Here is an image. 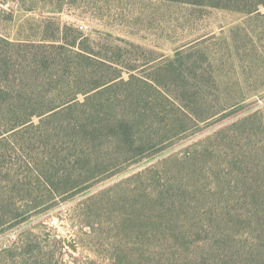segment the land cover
<instances>
[{
    "label": "rangeland",
    "instance_id": "obj_1",
    "mask_svg": "<svg viewBox=\"0 0 264 264\" xmlns=\"http://www.w3.org/2000/svg\"><path fill=\"white\" fill-rule=\"evenodd\" d=\"M262 1L0 0V38L77 32L126 82L17 141L46 181L0 149V264H264Z\"/></svg>",
    "mask_w": 264,
    "mask_h": 264
},
{
    "label": "trees",
    "instance_id": "obj_2",
    "mask_svg": "<svg viewBox=\"0 0 264 264\" xmlns=\"http://www.w3.org/2000/svg\"><path fill=\"white\" fill-rule=\"evenodd\" d=\"M259 4L264 5V1ZM79 37L76 32L71 41L61 37L52 43L0 38L2 44L13 47L11 65L16 68L12 74L0 70V149L4 148L5 153H9L8 156L13 160L10 167L20 165L21 168L23 164L26 167V175L34 174L39 182L46 181L45 171L26 159L24 151L16 146L17 141L38 144L44 132L52 136V139L45 143L46 147L52 149L59 140L53 126H47L48 121L65 114L69 117L75 115L78 108L85 107L97 95L126 83L122 78V69L116 62L105 57L97 58L93 51L81 45L77 47ZM2 61L0 59V67L5 65ZM104 69L112 70L113 73L109 77L98 76ZM80 95L84 96L82 101L78 99ZM84 114L86 112L76 121L79 131L85 130L88 125L81 123ZM34 118H37L36 123ZM88 138L81 139L80 142ZM17 150H21V155ZM62 153L63 151H60V157ZM54 156L56 161L51 159L50 165L59 161L57 154ZM11 173L12 171L7 172L8 175ZM18 179L16 177L15 180ZM2 202L5 205L8 203L4 196L0 195V204ZM14 211L15 218L23 215L18 213V207H15ZM4 218V215L0 216L1 224L6 223Z\"/></svg>",
    "mask_w": 264,
    "mask_h": 264
},
{
    "label": "built area",
    "instance_id": "obj_3",
    "mask_svg": "<svg viewBox=\"0 0 264 264\" xmlns=\"http://www.w3.org/2000/svg\"><path fill=\"white\" fill-rule=\"evenodd\" d=\"M79 28H81V26H79Z\"/></svg>",
    "mask_w": 264,
    "mask_h": 264
}]
</instances>
